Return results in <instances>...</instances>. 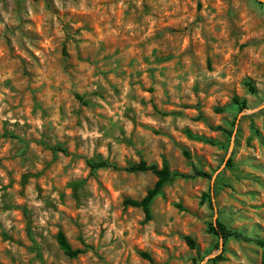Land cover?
<instances>
[{"label":"rangeland","instance_id":"rangeland-1","mask_svg":"<svg viewBox=\"0 0 264 264\" xmlns=\"http://www.w3.org/2000/svg\"><path fill=\"white\" fill-rule=\"evenodd\" d=\"M140 161L208 177L147 221ZM217 222L264 240V0H0V262L262 264Z\"/></svg>","mask_w":264,"mask_h":264},{"label":"trees","instance_id":"trees-1","mask_svg":"<svg viewBox=\"0 0 264 264\" xmlns=\"http://www.w3.org/2000/svg\"><path fill=\"white\" fill-rule=\"evenodd\" d=\"M247 86L250 87L251 90H253V87L250 82L247 83ZM236 104L238 106H241L243 109L245 108L244 103H239L238 100H235ZM57 151H60L62 153H66L65 150L61 148H55ZM91 171H96L100 169H114L119 170L120 168L113 163H109L107 161H97L92 162L89 164ZM122 170L128 172V173H146L150 172L153 175L156 176L157 182L155 186L148 191L147 195L141 199V200H133V199H126L125 200V206L126 207H132V208H140L144 215L145 219L147 221L152 219L151 215V205L153 201L161 195L163 189L167 184L174 181L178 178H189V177H208L207 174L197 171H194L193 175H185L181 174L179 172L171 171L169 166L167 164H164L162 168H159L156 164H147L145 161H140L139 163L132 164L126 168H123ZM211 233H213L217 238L228 240V239H235L239 241H244L248 243H255L261 250H262V264H264V240L252 238L244 233L240 232L236 229H230L226 225H224L221 222H217V224L212 225L210 228ZM187 242L191 247H195V243L191 238H187ZM57 243L60 248V250L69 258H77L84 252L79 249H74L71 244L68 242L66 236L64 233L59 232L57 235ZM144 257L149 258L148 254H143ZM0 264H3L0 262Z\"/></svg>","mask_w":264,"mask_h":264}]
</instances>
